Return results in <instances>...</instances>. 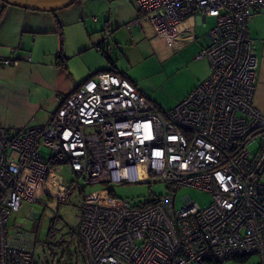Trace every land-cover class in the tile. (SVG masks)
Returning a JSON list of instances; mask_svg holds the SVG:
<instances>
[{"label":"built area","instance_id":"1","mask_svg":"<svg viewBox=\"0 0 264 264\" xmlns=\"http://www.w3.org/2000/svg\"><path fill=\"white\" fill-rule=\"evenodd\" d=\"M136 8L125 27L146 20L171 46L182 22L198 16L205 25L212 18L208 42L196 54L207 59L208 76L161 111L127 77L101 71L68 93L45 124L16 130L0 124V264H32V235L17 221L8 234L7 221L23 201L47 207L63 201L64 165L88 183L153 174L212 195L201 207L185 194L176 207L173 195L144 205L108 189L93 192L100 197L84 199L78 227L87 264H220L264 256V112L255 105L258 58L250 36L264 0H136ZM11 63L0 55V65Z\"/></svg>","mask_w":264,"mask_h":264},{"label":"rangeland","instance_id":"2","mask_svg":"<svg viewBox=\"0 0 264 264\" xmlns=\"http://www.w3.org/2000/svg\"><path fill=\"white\" fill-rule=\"evenodd\" d=\"M128 1L120 0L111 4L106 2V14L95 15L100 35L106 45H109L112 63H107L99 52H91L90 69L94 71L105 64H109L110 68L115 66L137 85L158 110L166 111L175 106L188 87L209 69L207 59L197 58L196 54L206 45L204 37L213 25V19L207 17L205 25L196 24L189 31L195 38L175 47L167 44L163 36L156 34L146 20L140 19L139 25L131 30L127 29L125 23L128 21ZM107 18L109 26H105ZM250 34L254 51L257 56H261L264 53V8L256 10L252 15ZM73 62L78 60L74 58ZM78 64L80 66V62ZM76 66L78 67L77 64ZM81 67V74L90 71L88 66H80V69ZM42 153L45 154L44 149ZM62 173L68 180V192L55 209L41 202L23 201L20 209L11 213L7 221L8 234L12 233L13 224L17 221L24 224V233L34 238L32 264H87L83 246L78 241V227L80 207L84 199L87 196L91 200L100 197L101 193L92 194L93 192L108 189L116 197L127 198L137 204L158 196L173 195L176 207L181 206L180 197L185 194H189L201 207L212 201L208 190L172 185L153 174L137 182L88 183L77 178L67 165L62 167ZM50 228L52 236L49 237ZM220 264H264V256L252 254L244 260L236 257Z\"/></svg>","mask_w":264,"mask_h":264},{"label":"crops","instance_id":"3","mask_svg":"<svg viewBox=\"0 0 264 264\" xmlns=\"http://www.w3.org/2000/svg\"><path fill=\"white\" fill-rule=\"evenodd\" d=\"M119 1L0 0V55L13 59L10 65H0L1 125L16 130L45 124L65 96L87 78L101 71L114 70L122 74L115 66L110 68L109 64L101 65L94 71L90 69V53L99 52L97 45L101 43L109 51V45H106L100 35L95 15L106 14V2L111 4ZM128 2L126 23L138 16L136 0ZM109 23L107 18L105 26H109ZM196 24H201L198 16L187 19L177 27V46L195 38L189 31ZM188 36L193 38L182 41ZM60 53L66 58V66L60 63ZM74 58L78 60L75 63L79 68L73 62ZM257 58L255 105L264 112V53ZM79 62L80 66H88L90 71L87 74H81ZM106 62L109 63L107 60ZM208 74L209 69L178 100L185 97ZM57 205L49 208L55 209Z\"/></svg>","mask_w":264,"mask_h":264},{"label":"trees","instance_id":"4","mask_svg":"<svg viewBox=\"0 0 264 264\" xmlns=\"http://www.w3.org/2000/svg\"><path fill=\"white\" fill-rule=\"evenodd\" d=\"M100 46H101V50H99V52L101 53V55L108 61V62H110V63H112V61H111V58H110V56H109V54H108V52H107V50L105 49V46L103 45V44H99ZM59 59H60V63H61V65H63V66H66V58H65V56H63V54H61L60 53V55H59ZM111 71H114V70H111ZM116 72V71H115ZM123 75V74H122ZM123 76H125V75H123ZM125 77H127V76H125ZM128 78V77H127ZM129 79V78H128ZM130 80V79H129ZM131 81V80H130ZM110 193H112V192H110ZM154 200H155V198H153V199H150V200H146V201H144L143 203H144V205H148V204H150V203H152V202H154ZM48 236L50 237V236H52V229L50 228L49 229V231H48ZM33 240H34V238H33ZM78 241H80V243H81V240H80V238H79V240ZM33 244H34V242H33ZM82 244V243H81ZM247 258V256H242L241 257V259H246Z\"/></svg>","mask_w":264,"mask_h":264},{"label":"water","instance_id":"5","mask_svg":"<svg viewBox=\"0 0 264 264\" xmlns=\"http://www.w3.org/2000/svg\"><path fill=\"white\" fill-rule=\"evenodd\" d=\"M207 39V36L205 37ZM208 42V41H207Z\"/></svg>","mask_w":264,"mask_h":264},{"label":"bare ground","instance_id":"6","mask_svg":"<svg viewBox=\"0 0 264 264\" xmlns=\"http://www.w3.org/2000/svg\"><path fill=\"white\" fill-rule=\"evenodd\" d=\"M52 205H54V203Z\"/></svg>","mask_w":264,"mask_h":264}]
</instances>
